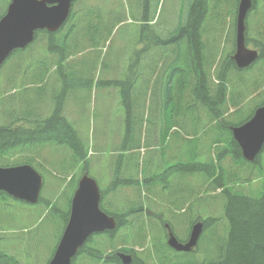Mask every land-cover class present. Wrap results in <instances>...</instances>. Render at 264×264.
<instances>
[{
    "label": "trees",
    "instance_id": "1",
    "mask_svg": "<svg viewBox=\"0 0 264 264\" xmlns=\"http://www.w3.org/2000/svg\"><path fill=\"white\" fill-rule=\"evenodd\" d=\"M7 2L8 0L6 5ZM236 3L237 0H193L184 23L186 43H180L177 49L171 51L172 56L167 67L168 50L159 53L156 37L148 36L146 48L153 52L149 60L155 63L153 70L157 71L159 79L156 76L152 79V74H148L150 78L147 80H144L143 73L133 75V64L138 65L141 62L138 57L134 58L137 59L134 62L133 56L128 54L130 50H127L124 54L129 56L130 62L122 59L121 75L97 82L98 85L109 86L107 88H117L119 98L122 95L129 96V100L125 99V103L118 106L120 112H124L123 115L120 113L117 116L122 123L119 130L122 131L123 143L114 146L110 150V156H116L115 159L120 158L118 161L124 162L118 165L114 175L119 183L117 189L111 190L115 193L123 190L127 197L126 190L130 192L135 186L141 187L142 179L149 183L148 187H152V181H156L160 176L162 179L158 183L161 184V194L150 193L151 198L148 200H143L138 195L134 201L113 200L112 209L100 203L101 208L114 217L116 228L90 236L72 258L71 264H121L114 254L117 248L132 256L130 264H264V148L253 161H246L241 157L240 149L230 131L232 125L247 120L254 108L264 103V99L255 101L251 111L243 119L233 121L235 113L241 112L243 105L240 106L242 99L237 98L235 94L242 85H235L232 76L237 72L239 76L248 70L254 72L258 61L264 62V0H253V6L246 19V30L250 32L251 28L252 31L251 36L246 31L247 41L258 49L259 57L254 64L244 69L237 68L231 59L234 50ZM98 11L87 1L83 4L81 0H76L69 17L58 31H37L31 44L14 50L7 57L8 59L12 54H16L19 62L15 72L10 76L6 75L4 81L1 74L7 59L0 66V103L6 101V104L2 105L6 111L0 116V166L27 163L35 169L39 166V170L46 171L47 178L52 179L49 170L43 165L52 158V162L62 168L64 175H52L57 179L53 195L62 186L63 179L70 174L75 175L66 182L74 184L78 173L97 169L95 175L101 178V169H104V173L110 168L109 164L100 158L103 155L100 148L91 141L82 139L78 129L79 123L69 119L67 109L72 87L81 86V93H89L91 89V80L87 87H83L81 80L84 66L78 64L75 58L85 56L90 47L96 48L108 68L107 59L113 55L105 49V44L111 34L109 26L114 20L101 21ZM122 13L126 14V11ZM134 19L138 20V17H133L132 20ZM142 20L147 22L146 17ZM165 23L167 21L162 22ZM161 28V25L158 26V30L154 32L163 44L168 46L173 43L176 33L173 28L172 37L167 41L159 32ZM126 30H130V27H123V40H126L123 38ZM97 37L101 38V46L96 41ZM33 55L36 56L31 60ZM263 67L264 64L258 68L260 72ZM24 73L23 78H31L30 81H21L18 95L22 93V98L20 104L17 102L15 106L17 86L14 80L17 82ZM56 74L61 78L64 76L71 85H61L59 77L54 79V88L45 89L46 78ZM172 76L175 77L174 81H171ZM252 76L253 91L258 92L264 87V80H259L255 74ZM248 80L249 77H246L243 81L247 83ZM241 81L242 79H239V83ZM40 82L41 86H35ZM122 83L125 87L130 86L132 91L124 88ZM134 84H143V87L140 86V92H136ZM24 94H27L26 98L30 96L26 100L27 112L23 111ZM161 101L173 109L172 115L167 110L165 112L170 118L160 116L164 119V129L159 126L162 122L155 118L148 123H145L144 119L146 105L149 106L152 102L160 104ZM129 104L132 105L125 109ZM136 110L140 113L138 118L135 117ZM179 114L186 115V120L190 119L189 122L200 124L201 127H196L193 133H186L183 125L177 124L175 116ZM155 129L161 131L164 143L159 144L157 137H150L152 133L154 135ZM170 130L172 132L168 140ZM203 132L206 135L202 139L200 135ZM152 145L156 148L150 149L149 146ZM190 147L193 148V153L188 161ZM141 148H145L144 151H141ZM168 148L172 151H168ZM148 152L155 153V156L156 153L165 156L160 159L162 161H156L160 167L164 165V168L160 169L165 170V173L158 176V173L149 172L145 166L147 160L140 157L146 156ZM57 153L59 155L55 156ZM136 153L140 156H136ZM179 153L182 154L178 155ZM186 177L189 194L185 200L186 208L183 209V192L177 190L170 196V201L177 211L186 213L189 225L186 236L183 238L174 232L170 218L165 223L170 225L180 241L188 238L196 221L203 222V231L195 250L177 251L170 249L165 242L166 229L162 226V211L155 200L166 195L165 179L171 184L174 178ZM46 183L44 178L43 186H46ZM194 190L199 196L190 201ZM216 191L225 196V218L220 217L219 221L214 217L201 218L203 210L200 201L205 197L200 194L215 197L219 195L213 193ZM107 195L112 196L102 188L101 202ZM11 199L5 192L0 191V219L4 209L6 215L7 203ZM49 200L40 193L38 202L31 204L39 217L46 208H50L48 211L55 210L59 197L55 196L52 201ZM114 205L123 207L115 209ZM172 213L174 214L170 217H175V212ZM68 216L69 208L64 215L62 230ZM3 221L0 220V231L4 229ZM34 245L33 242L24 243L22 240L8 248L0 246V264H25L28 258L34 263L37 251ZM21 249L25 254L24 259L20 256Z\"/></svg>",
    "mask_w": 264,
    "mask_h": 264
},
{
    "label": "rangeland",
    "instance_id": "2",
    "mask_svg": "<svg viewBox=\"0 0 264 264\" xmlns=\"http://www.w3.org/2000/svg\"><path fill=\"white\" fill-rule=\"evenodd\" d=\"M7 0H0V13L4 11L5 5ZM87 3L91 6L96 7L98 11V16L101 21H106L113 19L114 21L109 26V29H111V34L106 41L105 49L113 53L112 56H110L107 59L108 68L105 67L101 53H99L96 48H89L86 52L85 56H78L75 58L78 64H81L84 66V71L82 73V80L81 83L83 84V87H87L89 85V82L91 80V89L89 93L87 91H82L81 86L72 87L70 89V97L67 101V109L69 111V119H71L74 123L78 122V129L82 135V139L84 141H91L94 145L98 146L100 148V153H103V155L100 157L103 160H105L110 168L106 170V172L103 173L104 169L102 170V176L101 178H97L96 181L101 188H103L105 191H108L112 196L107 195L106 198L102 200L101 203H103L107 208L112 209L111 202L113 200H123L124 201H134L135 197L138 195L143 200H148L150 197V193L156 192L157 194L160 193L161 184L158 183L160 179H162L159 175L162 173H165V170H161L159 164L156 163V161L162 159L164 155L158 154L155 156V153L148 152L145 155L140 156L139 153H136V156H140L143 159H146L145 166L149 167V172H155L158 173L159 179H156V181H152L153 185L152 187H148L149 183L144 182V179L141 180V187L135 186L134 189L126 190L127 197L124 195L123 190H119L120 192L115 193L114 190L111 189H117V185L119 184L114 177L116 173V169L119 164H122L124 161H118L120 158L115 159L116 156H110V150L119 144L123 143L122 139V131L119 129L122 128V123H120V119L118 114L121 113V115L124 114L123 111L120 112L119 105L116 104L115 100L117 99L121 103H125V99L129 100V96L125 97L122 95L120 98L117 94V88H107L106 85H98L97 82L101 81L103 79H114L118 78L122 73V67H123V60H126L130 62L128 59L129 56H125L124 52L127 50H130L128 54L133 56V59L135 57H138L141 63H138V65L132 66V73L134 75H139L140 73H143L144 80H147L149 77L148 74H153L154 77L156 76L158 78V74L156 70H153L155 63L151 62L149 58L152 56L153 52L152 50H148L146 48V44L148 43V40H145L144 37L148 38V36L152 35L151 32H149V28L146 27V29L142 28L141 24L146 17L147 9L148 12L154 13L155 18L161 23L164 21H168L169 19H172V13L171 10L173 8V3H175L177 6H180L183 0H81L83 4ZM259 4V3H258ZM157 5L156 9L155 6ZM126 11L125 13H122ZM139 14V21L137 19L132 20L134 16ZM135 18V17H134ZM146 22V21H144ZM129 26L130 30H126L124 33L123 38L126 40H123L121 38L123 33V27ZM249 31V30H248ZM251 28H250V32ZM141 35V39L139 40V37ZM135 39L138 40L135 41ZM97 43L101 46V38L97 37L96 39ZM181 42L177 43H171L168 46L160 47L161 49H158V52L161 51H167L166 60L170 59L172 56L171 51H174L177 49L178 45H180ZM145 49V50H144ZM30 50V49H29ZM36 55H33L31 60ZM123 59V60H122ZM162 60V59H161ZM160 60V61H161ZM30 61V60H29ZM28 61V62H29ZM137 61V59H136ZM18 58L16 54H12L6 61V64L3 67V72L1 74V79L4 81L6 75L10 76L15 72L16 65L18 63ZM27 62V63H28ZM27 63L25 65H27ZM264 62L258 61L256 65V69L254 72L252 70H248L245 72H242L239 76V73L237 72L234 76H232L235 85L241 84L242 87H240L237 91H235V94L237 95V98L242 99L240 106L243 105V109L241 112L235 113V118L233 121L241 120L243 119L252 109V105L255 101L263 100L264 99V87L260 88L258 92L253 91V74L256 75V78H259V80H264V67L262 69V72L258 69L260 66H262ZM168 65L166 64V67ZM105 67V68H104ZM134 67L136 68L134 70ZM25 73L20 77V79L17 80V82L14 80V84L17 86L16 89V103L15 106H17V102L20 104L22 93H19V85L21 81H30L31 76H26L23 78ZM61 80V85H71L69 82H67L63 77L59 74H56L55 76H51L46 78L44 84L46 83L45 89L50 90L54 88V79L59 78ZM249 77V80L244 82V78ZM159 79V78H158ZM239 79H242V81L239 83ZM171 81H174V78L171 77ZM43 82V79L41 80ZM41 82L39 84H35V86H41ZM97 83V84H96ZM176 84V82H175ZM122 86L124 88L131 90L130 86L125 87V84L122 83ZM141 87H143V84H140ZM139 85H137L136 92H140L141 88ZM151 87V86H150ZM149 87V89H150ZM134 92V91H133ZM27 94L23 95V111L27 112L26 108V98ZM45 97V93L43 94ZM116 97V98H115ZM243 97H245L243 99ZM49 99V98H48ZM114 100V102H113ZM141 101V99H140ZM6 104V101L4 103H0V116L4 111H6V108L2 105ZM122 105V104H121ZM140 107V106H139ZM125 109H129V106L124 107ZM167 109V112L171 113L172 115V107L169 105H164L163 101L160 102V104H156L155 102H152L149 106L146 105L144 119L145 123L150 122L154 119L155 115L158 114L159 116H163L165 118H170L168 114L164 112V109ZM141 110H143V107H141ZM15 111V107H14ZM140 113L136 110L135 111V117L138 118V115ZM2 117V116H1ZM177 120L178 125H183V129L186 133H193L196 127H201L200 124H193L188 121V119H185V116L179 114L175 116ZM174 121V120H173ZM143 131H145V127L143 128ZM161 131L157 132L155 129L154 135L153 133L150 136H155L160 141V143H164V136ZM170 130L168 134V140L171 137ZM206 135L205 132H203L200 135V138H204ZM112 138H114V141H112ZM166 146V144H165ZM166 148V147H165ZM164 148V149H165ZM145 149V148H144ZM143 150V149H142ZM159 151V150H156ZM168 151H172L170 148H168ZM167 152V151H166ZM165 151L163 152V154ZM193 153V148L190 147L188 149L187 154V160H191V156ZM54 154V152H53ZM59 154H55V156H58ZM162 156V157H161ZM159 158V159H158ZM157 159V160H156ZM203 161V160H201ZM44 167L49 170V176L52 178H48L47 181V172L46 171H40L39 166L38 171L46 178V186L42 187L41 195L46 199H52L53 191L57 186V179L54 178L52 175H58V176H64L62 174V168L56 163V165L52 162V158L46 162L43 163ZM98 168V166H97ZM47 170V171H48ZM97 172V169L91 170L89 173L93 176V173L95 174ZM148 172V173H149ZM185 177V176H184ZM172 183L170 184L165 179V187H166V195L164 198L156 199L155 201L159 204V210L162 211L161 220L162 221H168L170 218V221L172 223L173 230L176 232V234L180 237H185L188 231V224H187V218L186 213L179 212L175 208L174 204L170 201L172 194H174L177 190H180L181 193L183 192V201L187 200L189 194L188 190L186 188L187 183V177L185 179L183 178H174L172 179ZM116 185V187L113 188V186ZM75 188V184L67 183L65 182L63 184V187L61 191L58 193L57 197H59V200L57 203H55L56 207L53 211L46 210L42 216H38L35 211L34 207L30 204H27L25 202L16 201V200H9L7 203V212L5 215V209L2 211V218L0 220L3 221V228L0 231V246H6L11 247L12 244H17L18 241H30L33 242L34 248L37 250L35 262L31 263L30 258H28L25 261V264H47L48 260L51 257V254L53 252V249L58 242L59 236L61 234L64 215L66 214L68 208L70 199L73 193V190ZM190 188V187H189ZM193 190V189H192ZM216 194H219L217 196H208L206 197V194H200V196L205 197L204 200L200 201L201 209L203 212L201 213V218L206 217H214L219 221V218H225L224 211H223V202L225 200V196L223 194H220L219 191L213 192ZM212 193V195H213ZM123 194V195H122ZM196 196H199L198 193L194 190L192 192V196H190V201ZM223 198H222V197ZM224 199V200H223ZM184 208H186V201L184 202ZM181 205V203L179 202ZM123 205V204H122ZM114 205L113 207L115 209H120L123 206ZM156 210V208H154ZM172 212H175V217H170V215L174 214ZM6 216V217H5ZM172 230V231H173ZM3 248L7 250L8 252H12L11 250ZM20 256L24 259L25 254L23 253L22 249L20 252Z\"/></svg>",
    "mask_w": 264,
    "mask_h": 264
},
{
    "label": "water",
    "instance_id": "3",
    "mask_svg": "<svg viewBox=\"0 0 264 264\" xmlns=\"http://www.w3.org/2000/svg\"><path fill=\"white\" fill-rule=\"evenodd\" d=\"M73 0H10L0 17V65L10 53L24 48L34 38L36 30L54 32L66 21ZM252 0H239L235 17V50L231 56L239 68L248 67L258 57V51L245 43V18ZM234 140L242 156L253 160L264 144V104L240 125L232 126ZM42 176L30 165L0 167V190L29 203L37 202L42 186ZM100 193L96 181L87 173L78 180L71 199L68 221L48 264H71V259L85 240L95 232L113 230L114 219L99 207ZM196 227V230L194 229ZM202 224L192 227L187 242H178L169 230L167 244L178 251H187L196 244ZM123 264L131 256L117 252Z\"/></svg>",
    "mask_w": 264,
    "mask_h": 264
},
{
    "label": "flooded vegetation",
    "instance_id": "4",
    "mask_svg": "<svg viewBox=\"0 0 264 264\" xmlns=\"http://www.w3.org/2000/svg\"><path fill=\"white\" fill-rule=\"evenodd\" d=\"M145 23H146V24H145ZM141 26H142V28H144V29H146V27H148V28H149V32L152 33V37H156L157 42H158V41L162 42V41L159 39V37L156 35V33L154 32V30H153L152 28H150L148 22H143V23L141 24ZM184 28H185V25H184V23H183V21H182V18H180V19L175 23V26H174V32H175L176 34L173 36V41H172L173 43L180 42V41H182V40L184 39V30H185ZM138 37H139V40H140V39H141V35H140V36L138 35ZM144 38H145V40H148V38H146V37H144ZM170 39H171V38L166 39V40L169 41ZM135 41L138 42L137 39H135Z\"/></svg>",
    "mask_w": 264,
    "mask_h": 264
},
{
    "label": "crops",
    "instance_id": "5",
    "mask_svg": "<svg viewBox=\"0 0 264 264\" xmlns=\"http://www.w3.org/2000/svg\"><path fill=\"white\" fill-rule=\"evenodd\" d=\"M154 43V42H153ZM158 43H159V48L158 49H161L160 47H161V45L163 46V48H164V44H163V42H160V41H158ZM148 49V48H147ZM162 52V51H161ZM136 61V59H134V62ZM170 63V59H168V60H166V64L168 65ZM133 66H134V64H133ZM136 66V65H135ZM137 67V66H136ZM136 68L134 67V70H135ZM134 75V74H133ZM152 79H154V75L152 74ZM172 78H175L174 76H172ZM133 87H136L137 88V85L136 84H134L133 85ZM117 91H118V89H117ZM116 98V97H115ZM113 102H114V100H113ZM115 102H116V104L117 105H121V102L120 101H118L117 99L115 100ZM114 102V103H115ZM128 104V103H127ZM130 105H132V104H129L128 106L130 107ZM166 105H169V104H166ZM166 108L164 109V112H166ZM157 121H160V122H162V125H159V124H157V125H159V126H161V128H163L164 129V119L163 118H161L158 114H156L155 115V117H154ZM155 125H153V127H154ZM158 132V131H157ZM150 137H152V136H150ZM154 138H156V136H154ZM155 140V139H154ZM158 140V139H157ZM159 141V140H158ZM159 144H160V141H159ZM149 148L150 149H155L156 147L154 146V145H152V146H149Z\"/></svg>",
    "mask_w": 264,
    "mask_h": 264
},
{
    "label": "bare ground",
    "instance_id": "6",
    "mask_svg": "<svg viewBox=\"0 0 264 264\" xmlns=\"http://www.w3.org/2000/svg\"><path fill=\"white\" fill-rule=\"evenodd\" d=\"M194 16V15H193ZM141 21H143V20H141ZM144 22V21H143ZM146 24V23H145ZM56 50V49H55ZM72 77V76H71ZM175 79V78H174ZM79 84V83H78ZM205 102V101H204ZM205 105V104H204ZM202 114V113H201ZM203 115V114H202ZM184 116H186V115H184ZM203 117V116H202ZM202 119V118H201ZM203 120V119H202ZM201 120V121H202ZM188 121H190V119H188ZM200 121V122H201ZM200 122H198V123H200ZM191 123V122H190ZM143 149V150H142ZM141 151H144V148H141ZM179 152H180V150H179ZM182 152V151H181ZM178 153V152H177ZM182 154V153H181ZM180 153L178 154V155H181ZM162 157V156H161ZM164 158H165V156H164ZM163 158V159H164ZM181 158H182V156H181ZM159 159V158H158ZM157 160V159H156ZM162 161V160H161ZM159 163V162H158ZM157 163V164H158ZM163 163V162H162ZM186 163V162H185ZM189 163V162H188ZM170 164V163H169ZM161 165H163V164H161ZM164 166V165H163ZM162 166V167H163ZM168 166V165H167ZM162 167H160V168H162ZM188 167V166H187ZM164 168V167H163ZM147 169H149V167L147 168ZM179 169V168H178ZM148 171V170H147ZM148 173V172H147ZM188 173V172H187ZM179 177V176H178ZM100 202H101V199L99 200ZM196 223H201L202 224V227H201V231H200V234H199V236H198V238H197V240H196V244L193 246H191L190 247V249L189 250H187V251H190V250H192V249H194L195 248V246L197 245V243H198V240H199V238H200V236H201V234H202V231H203V222L201 221V220H199V221H196V222H194L193 223V225H192V227L196 224ZM192 227H191V229H190V232H189V235H188V238L186 239V240H181V242L182 243H185V242H187L188 241V239H189V237H190V233H191V231H192ZM195 230H196V227L194 228ZM80 248V247H79ZM79 248L77 249V252H78V250H79ZM178 251V250H177ZM183 251H185V250H183ZM77 252L75 253V255L77 254ZM124 254H127V253H125V252H123ZM74 255V256H75ZM130 255V254H129ZM73 256V257H74ZM131 256V255H130ZM131 258H132V256H131ZM72 260V259H71Z\"/></svg>",
    "mask_w": 264,
    "mask_h": 264
}]
</instances>
